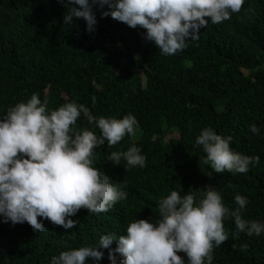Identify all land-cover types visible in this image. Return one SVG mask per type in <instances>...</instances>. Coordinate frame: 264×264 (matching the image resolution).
<instances>
[{"label":"trees","instance_id":"obj_1","mask_svg":"<svg viewBox=\"0 0 264 264\" xmlns=\"http://www.w3.org/2000/svg\"><path fill=\"white\" fill-rule=\"evenodd\" d=\"M64 11L57 0H0V110L36 93L41 101L47 97L51 110L76 102L96 117L131 114L135 135L101 145L93 159L128 195L103 213L80 209L71 217L77 221L72 229L47 219L44 232L26 222H0V264H49L61 251L94 246L101 234L123 235L133 219L155 217L156 202L172 190L199 199L211 186L229 209L240 194L248 200L242 218L264 222V0H244L238 13L209 22L175 55H161L139 26L97 12L95 30L88 33L83 19L63 25ZM252 124L259 134L250 131ZM74 127L99 132L83 114ZM205 127L230 136L231 149L259 162L246 173L205 175L212 169L194 143ZM171 133L176 137L164 139ZM130 145L144 155L143 168L128 167L123 159L114 166L107 159ZM222 223L229 238L213 248V264H264V232H237L231 217ZM102 251L98 264H109L108 250Z\"/></svg>","mask_w":264,"mask_h":264},{"label":"clouds","instance_id":"obj_2","mask_svg":"<svg viewBox=\"0 0 264 264\" xmlns=\"http://www.w3.org/2000/svg\"><path fill=\"white\" fill-rule=\"evenodd\" d=\"M65 11L63 25L83 19L85 31L92 33L96 14L121 22L129 28L139 26L143 38L159 49L161 55H175L188 40H197L199 30L209 22L218 24L238 13L244 0H57ZM33 93L26 101L0 110V222L27 223L33 231H46L43 221L72 229L71 219L80 209L103 213L124 200L128 193L122 183L93 166L94 149L111 147L125 135L134 136L138 126L131 114L122 118L96 117L83 105L67 102L55 110L47 109ZM95 104V98H93ZM4 106V104H3ZM2 113V114H1ZM98 134L74 125L80 115ZM256 135L260 128L249 125ZM230 136L222 137L210 127L200 130L195 145L205 154L203 163L212 173H246L259 162L230 148ZM107 159L119 166H145L139 147L113 151ZM172 190L156 202L158 213L148 219H133L123 235L101 234L94 246L61 251L49 264H98L103 249L109 264H213L212 250L228 240L222 221L231 217L237 232L260 235L264 222L245 220L241 212L248 203L236 194L235 207L229 209L220 193L205 186L201 198ZM37 217L40 219L38 220ZM115 241V248L110 247ZM100 249V250H98ZM177 253H183V256Z\"/></svg>","mask_w":264,"mask_h":264},{"label":"rangeland","instance_id":"obj_3","mask_svg":"<svg viewBox=\"0 0 264 264\" xmlns=\"http://www.w3.org/2000/svg\"><path fill=\"white\" fill-rule=\"evenodd\" d=\"M171 137H176V134L175 133L167 134V135H165L164 139H168Z\"/></svg>","mask_w":264,"mask_h":264}]
</instances>
